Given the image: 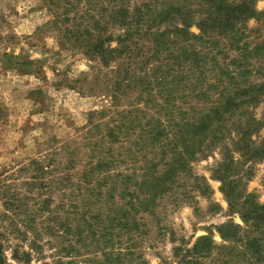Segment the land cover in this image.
<instances>
[{"label":"rangeland","instance_id":"rangeland-1","mask_svg":"<svg viewBox=\"0 0 264 264\" xmlns=\"http://www.w3.org/2000/svg\"><path fill=\"white\" fill-rule=\"evenodd\" d=\"M115 1L146 8L173 0H0V264H177L175 249H190L208 233L216 246H229L217 228L228 221L244 227L238 215L229 216L220 183L211 177L220 159L218 150L191 164L193 174L206 179L212 194L202 197L188 179L180 180L154 215L140 216L145 226L134 235L132 249L128 237L116 236L115 228L104 229L107 222L78 221L83 210L102 206L93 204L88 193L97 186L84 179L98 154H109L108 140L98 142L106 130L98 126L112 127L125 116L142 118L160 110L147 103L146 91L139 98L137 87L113 93L116 66L104 68L97 59L84 56L78 39L64 41L66 30L78 38L89 16H105V6ZM255 7L264 12V0ZM247 28L252 31L246 39L251 49L264 39V23L251 20ZM190 32L199 34L195 26ZM141 45L143 57L135 59L132 67L150 56V43ZM224 53L236 55L227 45ZM129 63L127 59L124 64ZM251 63L255 67L251 80L262 81L264 71L256 68L264 66V57ZM149 82L151 88L146 90L156 96L159 88L152 78ZM254 114L264 120V101ZM262 137L260 133L258 140ZM127 140L135 152L130 159L134 163L125 162L120 169L138 176L144 156L137 145L146 140L139 130ZM253 167L247 191L263 203L264 160ZM31 241L37 248L26 261L21 253L30 252ZM226 252L219 248L202 264H241L239 256L229 257Z\"/></svg>","mask_w":264,"mask_h":264},{"label":"trees","instance_id":"trees-1","mask_svg":"<svg viewBox=\"0 0 264 264\" xmlns=\"http://www.w3.org/2000/svg\"><path fill=\"white\" fill-rule=\"evenodd\" d=\"M257 1L173 0L146 8L115 1L105 6V16H89L78 38L66 30L64 41L78 39L84 56L97 59L104 68L116 66L113 93L137 87L139 98L146 91L150 97L147 103L160 108L151 116H125L112 127L98 126L106 130L98 142L108 140L109 154L100 152L84 179L87 185L93 180L97 186L88 190L93 204L105 208L83 210L78 221L107 222L104 229L115 228L116 236L128 237L132 249L134 235L145 226L140 216L154 215L159 202L170 196L180 180L188 179L202 197L212 194L206 179L193 174L191 164L218 150L220 159L211 177L220 183L229 216L238 215L244 227L228 221L216 231L229 246H216L208 233L190 249H175L174 257L179 259L177 264H202L222 248L229 257L239 256L241 264H264V202L247 191L254 164L264 160V120L254 114L264 101V79L251 80L255 68L251 60L264 57V39L251 49L246 42L252 32L248 22L264 23V12L255 7ZM192 26L197 27L198 35L190 32ZM222 40L236 55L224 53ZM146 41L150 56L132 67L135 59L143 57L141 44ZM127 59L130 63L125 65ZM259 70L264 71V66L256 68ZM150 78L159 88L156 96L146 90L151 88ZM160 101L164 105L158 104ZM138 130L146 142L137 145L144 162L135 176L120 168L125 162L134 163L130 159L135 152L127 139ZM260 133L263 137L259 141ZM37 166L44 175L43 168ZM46 203L43 201L44 206ZM29 246L30 252L21 253L26 261L37 248L33 241Z\"/></svg>","mask_w":264,"mask_h":264}]
</instances>
